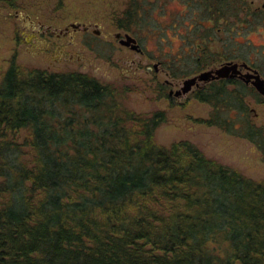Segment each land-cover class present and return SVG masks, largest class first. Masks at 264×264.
Here are the masks:
<instances>
[{"label":"trees","instance_id":"16d2710c","mask_svg":"<svg viewBox=\"0 0 264 264\" xmlns=\"http://www.w3.org/2000/svg\"><path fill=\"white\" fill-rule=\"evenodd\" d=\"M180 1L188 18L176 25L187 28L190 51L174 75L218 57H247L238 53L240 32L217 51L209 32L218 36L229 17L244 28L260 25L264 11L243 0ZM157 8L165 13L166 3L130 0L116 24L127 31L158 25ZM210 21L215 26L204 31ZM249 94L260 96L226 78L195 97L214 106L208 124L264 150ZM165 121V111L125 107L111 85L89 74L13 59L0 79V264H264V180L188 140L160 145L155 131Z\"/></svg>","mask_w":264,"mask_h":264},{"label":"rangeland","instance_id":"374dc122","mask_svg":"<svg viewBox=\"0 0 264 264\" xmlns=\"http://www.w3.org/2000/svg\"><path fill=\"white\" fill-rule=\"evenodd\" d=\"M129 1L0 0V79L13 59L24 68L89 74L111 85L119 102L137 113L165 111L167 121L155 131V139L160 145L169 147L175 142L188 140L207 157L251 178L264 180V150L246 137L208 124L206 120L214 106L195 97L200 86H194L182 96H170V91L180 88L187 77L218 67L228 60L218 57L198 72L174 75L173 66L177 65L176 69L181 70L187 58L185 51H190V44L183 43L187 28L176 25L179 18L188 15L187 6L180 0H161L166 3L165 13L160 8L155 10L160 24L127 31L117 26L116 19ZM242 2L244 8L250 4L252 8L264 11V0ZM221 21L218 36L210 30L215 26L213 21L204 29L210 30L209 36L213 40L212 43L207 41L210 49L222 50L223 42L236 30L240 32L238 41L242 42L237 46L238 53L247 54V57L234 60L247 61L264 75V21L245 28L242 21L234 22L233 17H229L227 23L226 19ZM84 25L89 28L85 29ZM67 27L69 30L64 34ZM117 32H129L135 36L142 51L122 45L115 36ZM229 47L232 48L233 44ZM246 100L250 117L264 127V97L249 94ZM18 136L20 142H24L28 133L22 130Z\"/></svg>","mask_w":264,"mask_h":264},{"label":"water","instance_id":"95a60500","mask_svg":"<svg viewBox=\"0 0 264 264\" xmlns=\"http://www.w3.org/2000/svg\"><path fill=\"white\" fill-rule=\"evenodd\" d=\"M72 26L79 25L72 24ZM84 28L86 29V25H84ZM66 29H68V27ZM115 36L119 39V42L122 45L129 46L136 51H142L138 39L129 32H126L125 34L117 32ZM244 67H248L247 62L245 61L238 62L235 60H228L218 67L203 70L198 74L187 77L183 80L182 86L175 91L171 90V93H174L176 96H182L190 92L194 86L200 85L201 82L205 83L215 79L239 77L247 82L251 81L256 90L264 96V78L260 75L258 70H255V72L251 74H244L242 71V68Z\"/></svg>","mask_w":264,"mask_h":264},{"label":"flooded vegetation","instance_id":"af4514ba","mask_svg":"<svg viewBox=\"0 0 264 264\" xmlns=\"http://www.w3.org/2000/svg\"><path fill=\"white\" fill-rule=\"evenodd\" d=\"M89 28V26L88 25H86V29H88ZM68 30H69V28L68 29H65L64 31H63V33L64 34H66L67 32H68ZM65 53V52H64ZM66 54V53H65ZM72 56V55H71ZM245 62H247V61H245ZM247 64H248V67H244V68H242V71H243V73L244 74H251V73H254L255 72V70H258V72L260 73V75L264 78V75L261 73V71L258 69V68H256L255 66H253L252 64H249L248 62H247ZM245 71V72H244ZM246 77V76H245ZM231 78H239V77H231ZM222 79H226V78H222ZM215 80H219V79H215ZM242 81L246 84V86H248V87H250V88H253V89H255L256 90V88L252 85V83H251V81L250 82H247V81H245V80H243L242 79ZM170 84V83H169ZM171 85V84H170ZM204 83H202L201 82V84L200 85H198V87L200 86L201 88L202 87H204ZM257 91V90H256ZM258 92V91H257ZM259 93V92H258ZM173 94L174 93H171V91H170V96H173ZM260 94V93H259ZM261 96H263L262 94H260ZM264 97V96H263ZM253 111V110H252Z\"/></svg>","mask_w":264,"mask_h":264}]
</instances>
